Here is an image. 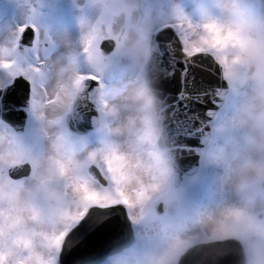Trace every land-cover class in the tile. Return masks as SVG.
I'll return each mask as SVG.
<instances>
[{"label":"snow or ice","instance_id":"6c2138e0","mask_svg":"<svg viewBox=\"0 0 264 264\" xmlns=\"http://www.w3.org/2000/svg\"><path fill=\"white\" fill-rule=\"evenodd\" d=\"M145 6L156 87L171 114L164 166L152 164L147 178L107 134L119 111L117 85L135 69L123 62L104 21L94 22L82 45L80 35L75 39L80 71L67 85L72 103L61 104L55 121L45 117L47 106L59 103L49 89L61 35L32 20L0 36V264H69L70 256V264H242L245 256L248 264H264V241L253 234L264 222L243 205L264 193V183L244 177L238 197L217 187L222 173L252 159L254 137L238 113L247 110L264 129V112L248 103L253 94L264 96V0H234L231 14L201 11L199 18L177 0ZM166 39L178 41L185 58L179 78ZM189 62L203 65L206 75L189 79ZM49 126L54 136L46 135ZM64 155L81 163L71 177ZM257 167L264 170V161ZM207 168L216 170L212 195L188 198L182 178Z\"/></svg>","mask_w":264,"mask_h":264},{"label":"clouds","instance_id":"9594fccd","mask_svg":"<svg viewBox=\"0 0 264 264\" xmlns=\"http://www.w3.org/2000/svg\"><path fill=\"white\" fill-rule=\"evenodd\" d=\"M75 2L79 3V0H75ZM84 2L88 4L93 12L99 15L108 0H83ZM121 2L125 5V10L117 17V21L129 23L132 27L129 30H116L113 32L118 38L119 51L124 58L129 59L133 64L146 68L151 64L155 52L151 38L152 13L145 6V0H121ZM220 4V10L225 15L231 14L234 0H220ZM93 26V20L79 18L77 27L81 36L80 45L84 42L83 37L89 33ZM58 40L60 57L52 61L53 79L49 95H58L59 103L47 106L45 118L48 121L58 119L61 114V104L71 105L72 100L68 94L67 85L76 79L80 71L75 60L78 51L76 40L67 35H61ZM255 70L254 67L253 71ZM153 83L154 81L147 76L143 80H132L121 93L117 94L114 105H128L134 111L130 116L125 115L123 112L115 114L117 123L111 130L113 136L124 137V141L119 146L122 155L129 162L131 168L138 174L144 175L145 178H147L149 167L154 164L153 161L158 160L161 167L165 163V149L161 145L166 134V109L162 107L163 101L158 96ZM248 103L252 109L264 112V96L253 94ZM246 112L247 110L242 109L238 113V119L241 125L247 128L254 137L251 142L252 159L246 164L236 165L227 172L222 173V179L217 185L224 192L237 197L245 191L244 177L254 178L264 183V170L257 167V161H264V129L257 127L249 120ZM55 132L56 129L53 126L46 129V135L48 136H54ZM136 133L140 134L138 141L131 139V136ZM137 144H143L154 150L152 161H146L145 158L134 154L133 149ZM57 147L55 142L50 144L54 156L57 154ZM157 149L159 151H155ZM60 158L65 164V174L69 177L81 166L80 160L76 156L64 155ZM254 195L256 198L251 204L248 201H243V205L254 210L257 221L264 222V193H255ZM21 196L27 198L28 193L22 192ZM25 217L29 223L32 222V217L28 212H25ZM253 234L256 239L264 241V230L257 228ZM242 264H248L246 256ZM257 264H261V262H257Z\"/></svg>","mask_w":264,"mask_h":264},{"label":"rangeland","instance_id":"374dc122","mask_svg":"<svg viewBox=\"0 0 264 264\" xmlns=\"http://www.w3.org/2000/svg\"><path fill=\"white\" fill-rule=\"evenodd\" d=\"M59 0H4L0 3V25L6 28L5 34H7L10 30H12L11 26H17L21 23H25L28 21L34 20L41 26H44L48 30L52 28V32H58L56 28L55 21L63 16L61 11V7L58 4ZM61 1V0H60ZM83 0H79V3L73 2V0H62L63 3H68L71 14H74L75 4L77 8ZM177 3L180 4L189 15L193 18H199L201 11H206L208 13H216L219 15L221 12L220 9L215 7V0H177ZM83 4V3H82ZM19 5L22 7L21 19H15V14L13 12V6ZM64 8V7H63ZM83 9V7H82ZM82 9H76V12L81 13ZM125 10V5L121 2V0H108V3L105 4L103 11L97 15L92 10L89 12L83 13L81 15L87 16L95 21H104L103 27L105 29L110 28L113 32L116 30L125 31L129 30L132 25L129 23L118 22L117 17H119L122 12ZM77 17V14L73 15ZM125 64L130 65L132 69L135 71H130L127 75L124 76L123 80L119 83L123 85V88L120 89L121 93L127 86H124L125 80L129 83L132 80H141L140 77V69L142 66H138L133 64L129 59L124 58L123 61ZM126 110L127 116L131 115L133 112V108L129 106H123ZM132 110V111H131ZM114 121H116L115 115L113 117ZM115 125L112 124L111 127ZM111 127L107 130V134L109 133ZM109 135V134H108ZM140 134L136 133L131 136L133 140H139ZM153 151L152 149L147 148L143 144H137V146L133 149L134 154L138 157L145 158L146 161L153 160ZM155 151H159L158 149ZM159 162L158 160L153 161V163ZM216 175V170L213 168H207L203 172L200 173L198 177L193 178V180L188 184L187 188L184 190L185 195L192 200H204L209 198L212 195L214 185V178Z\"/></svg>","mask_w":264,"mask_h":264},{"label":"bare ground","instance_id":"6f19581e","mask_svg":"<svg viewBox=\"0 0 264 264\" xmlns=\"http://www.w3.org/2000/svg\"><path fill=\"white\" fill-rule=\"evenodd\" d=\"M62 1V0H61ZM64 1V0H63ZM83 3V1L80 3V5L78 6V7H80V8H82L81 7V5H83L82 4ZM59 4V7H61V5L64 7H61L60 9H61V11H62V14H64L63 16H61L59 19H58V21H55L54 22V24H56L57 26H56V28L58 29V32H52V28H50L49 29V31L53 34V35H67V36H69V37H71L73 40H75L77 37H78V35H79V32H78V27H77V24H78V20H79V18L81 17V16H83V15H81V14H83V13H86V12H88L89 10H90V8H88L87 9V11H83V12H81V13H77L76 11H74V14H71V13H68L67 11H68V9H69V2L68 3H63V4H61V3H58ZM75 9H80V8H77V5L75 4ZM83 8H85V7H83ZM13 12H14V14H15V19H17V20H19V19H21V14H22V12H23V10H22V7L21 6H19V5H16V6H13ZM75 14H77V17L76 16H74V18H73V15H75ZM225 15V14H224ZM88 16V15H87ZM91 19V18H90ZM92 20V19H91ZM11 29H14L15 28V26H11L10 27ZM5 31H6V28L4 29V26H1L0 25V36H4V35H6L5 34ZM201 76V75H200ZM124 81H125V84H124V86H127L128 85V82H127V80H125L124 79ZM117 87L119 88V89H122L123 88V85L122 84H118L117 85ZM123 106H126V105H118L117 106V108L119 109V111L117 112V113H121V112H123L125 115H127V113H126V110L123 108ZM128 106V105H127ZM129 107V106H128ZM131 109H132V107H131ZM132 111V110H131ZM133 111H134V109H133ZM116 113V114H117ZM132 113V112H131ZM117 123V121H115L114 123H113V125H115ZM114 127V126H113ZM113 127H111V129H110V131H109V136H111L112 138H113V140H115L117 143H118V145L120 146V144L124 141V137H115V136H113L112 135V132H111V130H112V128ZM250 148L252 149V147H251V144H250ZM252 151H253V149H252ZM252 151H251V153H250V155L252 154ZM81 246H84V245H81ZM80 246V247H81ZM73 255H74V253H73ZM71 259H72V256H70V257H68V260H69V264H70V261H71Z\"/></svg>","mask_w":264,"mask_h":264},{"label":"water","instance_id":"95a60500","mask_svg":"<svg viewBox=\"0 0 264 264\" xmlns=\"http://www.w3.org/2000/svg\"><path fill=\"white\" fill-rule=\"evenodd\" d=\"M3 0H0V3L2 2ZM172 34L169 33V36H171ZM166 48H171V50L175 53V56L178 60V66H177V71H176V77L179 78L180 76V69H182L184 67V60L185 58L183 57L182 53L180 52L179 50V44H178V41L175 43V44H172L169 40H164L163 41ZM155 52H154V55H153V58H152V62L150 65H148L146 68L143 67V69L145 70L144 71V78L149 77L151 78L154 83H153V87L157 90V94L158 96L160 97V99L163 101V105L162 107H164L166 109V104L164 103V100L162 99L161 95H160V92H159V89L156 87V83H157V69H156V60H155ZM189 67H190V72H189V79H191L193 76H195V78L197 80H199L202 76H205L206 75V72H205V69H204V66L203 65H194L192 64L191 62H189ZM171 71V70H170ZM201 75V76H200ZM177 84V81L176 80H173L171 82V86L175 87ZM197 108H200L201 106L199 104L196 105ZM170 113L166 112L165 111V116L167 117L166 121H165V125H166V134H165V140L163 142V144L161 145V147H163L165 149V153H166V149L167 147H169V144H168V135H167V121L168 119L170 118ZM193 179V177L191 176L190 173H186L185 176L182 178V181H186V185L184 187V189L186 188L187 184L189 181H191ZM80 251L81 252H84L86 251L85 247L84 246H81L80 247ZM75 255V253H74Z\"/></svg>","mask_w":264,"mask_h":264}]
</instances>
